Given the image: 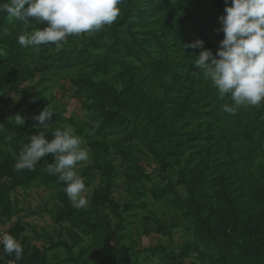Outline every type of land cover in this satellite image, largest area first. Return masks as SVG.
Wrapping results in <instances>:
<instances>
[{"label":"rangeland","instance_id":"rangeland-1","mask_svg":"<svg viewBox=\"0 0 264 264\" xmlns=\"http://www.w3.org/2000/svg\"><path fill=\"white\" fill-rule=\"evenodd\" d=\"M225 6L123 0L112 25L38 51L17 36L45 25L0 13V232L24 249L0 264H264V104L223 111L185 47L218 51ZM46 107L47 138L71 127L89 153L83 209L51 154L14 171Z\"/></svg>","mask_w":264,"mask_h":264},{"label":"clouds","instance_id":"clouds-1","mask_svg":"<svg viewBox=\"0 0 264 264\" xmlns=\"http://www.w3.org/2000/svg\"><path fill=\"white\" fill-rule=\"evenodd\" d=\"M123 0H3L0 13L10 20H33L45 26L17 36L24 48L39 50L41 45L60 47L69 36L96 33L117 21ZM224 14L219 17L224 38L214 54L197 39L185 47L200 48L194 64L203 70L217 90L220 99L230 96L231 104L223 111L235 114L238 109L264 104V0H225ZM4 52L0 49V56ZM53 112L48 107L34 119L39 134L32 135L19 152L14 171H35L42 157L51 154L52 163L44 162V170L65 185L64 192L74 209L88 205L86 185L78 172L80 162L89 159L83 140L71 127L57 129L48 139L46 129ZM15 125L23 126L25 118L15 115ZM0 254L21 261L22 244L7 232H0Z\"/></svg>","mask_w":264,"mask_h":264},{"label":"trees","instance_id":"trees-1","mask_svg":"<svg viewBox=\"0 0 264 264\" xmlns=\"http://www.w3.org/2000/svg\"><path fill=\"white\" fill-rule=\"evenodd\" d=\"M111 120H116L115 117L113 115H111L107 121L105 122V125L108 124V122H110Z\"/></svg>","mask_w":264,"mask_h":264}]
</instances>
